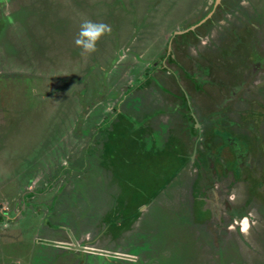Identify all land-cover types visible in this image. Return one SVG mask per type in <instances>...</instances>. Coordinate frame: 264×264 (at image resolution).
<instances>
[{"label": "rangeland", "instance_id": "obj_1", "mask_svg": "<svg viewBox=\"0 0 264 264\" xmlns=\"http://www.w3.org/2000/svg\"><path fill=\"white\" fill-rule=\"evenodd\" d=\"M84 20L110 28L92 53L74 43ZM209 31L213 37H205ZM246 31L264 42V0H0V260H6L0 264H24L30 255L40 264L36 254L72 264L71 250L55 246L69 247L72 235L81 247L92 242L105 249L74 264H264V73L258 69L248 78L258 83L232 97L233 111L226 112L234 113L219 123L198 103L202 93L190 91L191 101L184 96L177 125L194 127L195 142L190 129L180 134L176 126L180 135L164 148L162 126L143 136L151 176L140 180L149 182L148 196L155 190V205L133 219L119 210L127 203L123 211L131 213L135 198L145 197L132 183L148 167L118 166L128 160L119 157L121 120L139 128L137 118L146 113L133 116L137 87L178 80L168 65L188 66L186 49H200L199 61L216 66L230 37L245 41ZM200 38L210 41L195 47ZM249 50L242 45V57L225 62L251 71L253 58L243 57ZM169 57L175 62L167 63ZM125 105L129 112L119 114ZM237 144L250 167L242 152L236 157ZM209 151L225 155L229 165L218 163L210 173L203 161ZM163 155L174 162L158 174ZM125 178L131 180L122 187ZM125 193L133 201L119 202ZM56 252L60 261L52 260Z\"/></svg>", "mask_w": 264, "mask_h": 264}, {"label": "crops", "instance_id": "obj_2", "mask_svg": "<svg viewBox=\"0 0 264 264\" xmlns=\"http://www.w3.org/2000/svg\"><path fill=\"white\" fill-rule=\"evenodd\" d=\"M192 56L196 57L194 53L192 54ZM225 58L222 61L219 59L220 60V61H218L219 64H222V62L225 61ZM173 62H175V61L173 60ZM171 68L173 70L172 72L173 73L175 72L174 74L178 76V77L176 76V78H178V79H179L180 75L184 74V72L181 71L180 68H176V65L175 66H172ZM257 69H259V68H257ZM246 72H247V70L245 69L240 74H243L244 75ZM255 72H256V70H255ZM165 73H166V71H165ZM259 73H261V72L259 71ZM146 84L149 86V87L147 86L148 89H146L144 87H137V88H139L138 90H140V89L141 90L138 93L134 94L135 97H133V99L132 98L130 99V100H132L133 106H134L132 108V110H133V116H135V113L137 112V110H142V111L144 110L146 112L143 115H139V117L137 118L138 119L137 121L138 122H141L142 124L138 126L139 128H137L132 123H131V125H128V124H130V122H127V121H124V120L122 121L121 120V124H123V125L122 126H119V139H120L119 140V145H122V147H119V149H120L119 150L120 151L119 152V157H121V153H122V156L125 157L128 160L127 161L124 160L123 162L119 163L118 166L120 168H122L124 170H128V171L129 170H132L133 171V170L136 169V167H138V169L139 168H142L141 165H145L144 167H148L146 169H141L140 172H139V174H137V178H136V179H138V182L133 181V183H132V185H135L136 186L135 192H138V193H140L141 195H143L145 197L143 199H141V200H139L138 198H135L134 197L135 200H137L138 202L133 203V209H132V212L131 213H126L125 214V211H123V208L124 209L126 208L127 203H125V206L124 207L119 206V210H122L121 211V215H123V216H130V217H132V219L133 218H140V217L143 216V215L141 216V214H144L147 211H152V209H150V208H151L152 204L155 205L154 200L156 198L155 190L153 191V193H152L151 196H148L147 193H145V192L148 191V188L146 189L145 187L146 186L148 187L149 182H148V184H146V183H144V182H142L140 180V178L146 177L148 179V181H149L150 180V176H151V171H150L151 168H150L149 162L147 160L146 161L142 160L144 158V152L146 153V148L150 144V143H146V144L144 143L143 136L144 135H147L148 137H150L151 135L156 134L155 131L159 127L162 126V129H163L162 140L164 139L163 140V144H162L163 148H164V146L167 147L169 145L168 142H170V140H172V138L174 136H179L180 134H182V132H185L186 133L187 132V128L191 130V133L192 134L190 135V138H191V140L193 142H195V139L198 138V136H200L199 133H197V132L194 133L192 131L193 129H191V127H189V126L186 129H182V127H181V124L182 123L179 126L177 125L181 121L179 119L180 118V115H182V114L185 113L184 110L180 111V107H182L183 105H181L180 101L177 102V103H172L173 102V100H172L173 96L170 99L165 94L168 85H170V89H171L172 92L177 93V96L178 97H180V95H179L180 92L186 94V91L185 90L188 91L189 90L188 88L183 89L180 86L179 83L178 84L177 83L175 84V82H172V81L170 83H168V85L166 86L165 81L162 80V79L160 81H158V86H155V84H153L152 82H146ZM135 89H136V87H135ZM142 89H144L146 91H142ZM227 89L224 90V91L227 92L229 90V89L228 90ZM178 92H179V94H178ZM175 99H178L179 100V98H177V97H175ZM119 101H122V100L120 99ZM138 101L141 102L140 105H137V102ZM173 104H174V107L172 109V115L173 116L168 117L167 114L170 111L167 110V109H169L170 107H172ZM169 105H171V106H169ZM126 107H129V106H127V105L123 106L122 107L123 111H121V109H119V114L122 113V112H127V111L129 112L130 109L129 108H126ZM176 108H177L178 111H175ZM191 115H193V116H190V117L195 118V121H196L197 120L196 119V117H197L196 115L197 114H193L192 113ZM174 118L177 120V122L175 123V121H174V124H172L169 121V119H172L173 120ZM174 127L176 128V130L181 129L180 131H178V132H180V134L178 132H175L174 133ZM216 129L217 128L215 127V131H216ZM174 138H176V137H174ZM176 141H178V139ZM186 141L187 140H184V138H183L184 145L182 146V149H183V147H185L186 143H188ZM123 148H126V149L122 152V149ZM193 150H194L193 151V154L194 153L196 154V152L198 150V145L197 144H194V149ZM147 151H148V149H147ZM210 152L213 153L212 151H209L208 154H210ZM236 153H238V155H240L239 152H236ZM261 153H262V151H261ZM163 154L165 155V153H163ZM164 155L160 157V160L161 161H158V163H157V165L160 166V169H158V174H160V173H163L164 174V170L167 167L166 165H167L168 161L170 163L173 161L172 158L167 160L166 157H164ZM197 155L200 156L198 153H197ZM210 155H212L211 156V159L212 160L214 159L212 161L213 164H211L212 167L209 166V170L210 171H211V169H212V171L213 170L214 171L217 170V167H215V165L217 166L218 163H221L220 165H223V166H226V167L229 165L227 163L228 161L226 162V160H225V157H226L225 155H222L221 158H217L214 153L213 154H210ZM229 155H228L229 159L232 160L233 159V156L231 155V157H230ZM207 157L205 159H203V161H204L205 164L207 163L208 159L210 158V157L209 158H207ZM119 160H121V159L119 158ZM247 160H248V157H247ZM159 162H160V164H159ZM243 162L245 164L247 163L246 158H245V161H244V158H243L242 163ZM104 164H106V163L104 162ZM247 164L249 165V163H247ZM215 172H217V171H215ZM174 177L176 179L178 178L177 175H175ZM130 180H131V178H125V179H122V181L119 180V185L122 186V187H125L126 184L129 185L128 183H125V181H130ZM164 180H165V178L163 179V181ZM170 180H171V178L169 177L168 179H166V181H164V183L165 182L169 183ZM172 182H174V181H172ZM140 183H142V185ZM166 185H168V184H166ZM166 185L164 186V189H166V187H167ZM216 188H218V186ZM212 191L213 190H211V192ZM213 192H214V194H213L214 195V198H217L216 191L214 190ZM120 193L121 194H124V191L123 190H120ZM125 194L126 195L122 198V200L119 198V202H121V201H123V202L124 201H126V202L133 201L131 199L133 197H131L129 193L128 194L125 193ZM135 194L136 193H134V196H135ZM214 200H216V199H214ZM211 203H213V201H211ZM214 204H215V202H214ZM57 227H59V226H57ZM69 237L71 238L70 234H69ZM72 237H73V238H71L72 239L71 240L72 243L69 245V247L63 246L60 242H57V244L55 245L58 248H60V247L63 248L64 247V248H67V249L71 250V252H70L72 254L71 259L72 258L74 259L73 262H72V264H74V262L77 259H81V256H83V259H84V257L86 258L87 255H89V256L92 255V253H95V251L98 252L99 254H103L102 252L105 251V249L103 247H102V249H100V248H93L92 245H94V244L92 242L91 243L87 242L86 243L87 245L84 244L81 247L80 244L76 241V239H75V237L73 235H72ZM47 244H50V243H47ZM20 253H22V252H20ZM26 256H27V253H26ZM58 256H61L62 257V255H59V252L58 253L56 252L53 255V257H52V260L54 258H56V259H58L60 261L61 258H58ZM33 258H35V259L36 258H40L41 259V263L40 264H44V263H42V260H44V261L47 262L45 264H51V263H49V258L46 257V256H44V255H42V254H36V255L33 256ZM26 259H27L28 262L26 261L24 264H35L31 260V255H30V259H29V256ZM0 262H4L5 263L6 260L2 259V260H0ZM52 263H53V261H52ZM61 263L63 264L62 260H61ZM11 264H20V263L17 262V261L16 262H12L11 261Z\"/></svg>", "mask_w": 264, "mask_h": 264}, {"label": "flooded vegetation", "instance_id": "obj_3", "mask_svg": "<svg viewBox=\"0 0 264 264\" xmlns=\"http://www.w3.org/2000/svg\"><path fill=\"white\" fill-rule=\"evenodd\" d=\"M222 7V8H221ZM224 5L220 4L219 5V11H221L223 9ZM221 13V12H220ZM203 19H200V21H202ZM206 25V24H205ZM204 27V24L203 26ZM245 27V26H244ZM188 33V31H185L184 34L186 35ZM212 31L208 33V35H206L205 37H213L212 36ZM247 35H248V39H246L245 41H243L238 35H234L231 36L229 39V43L230 44V49H225L223 52H220V57L217 58L215 57L214 61H216V66H209L208 63H201V58L202 55L198 54V51L200 50H188L186 49V53H184L183 58H188V61L190 62L188 66L182 64L180 65L178 68L181 69V71L184 72L183 78L180 76L178 80H175V84L179 83L180 86L185 89L188 88L189 90H185V93L178 92V94L180 95V97L177 96V93L172 92L171 89L166 91L165 94L168 98H179L180 103L183 102L184 104V99L187 97H189L188 99H193L192 94L189 93L190 91H194V92H200L202 93L200 96H198L197 101L198 103L202 106V107H206L208 114L210 116V118H216L218 123L220 121H222V117L226 116L228 117V115H230V113H234V112H226L228 111V109L232 110V103H234V96H236L237 93L243 91L244 89H253L254 86L258 83V81H256V79L252 80L251 83H249L248 78L251 77L252 72H254L255 74V70L257 69V67L254 65V59H258L259 60V69H258V74L259 71L262 73H264V42H260V39L254 35L249 33L248 31H246ZM206 34V33H205ZM211 34V35H210ZM234 37V38H233ZM257 37V38H256ZM203 38V37H202ZM202 38L198 39V43L195 45V47L199 46L201 47L202 44H205L206 42H209L210 39H207V41L205 42L204 40H202ZM224 38V37H223ZM219 44V43H217ZM182 45L184 47H188V48H192L191 46L193 45V43L189 44V45H185V41L184 43H182ZM242 45H249L250 46V50H249V55L243 54V57L247 58H253L251 60V65L253 69H251V71H247L244 75L240 74L242 73L248 66H234V65H230V63L228 62V64L224 61L222 62V64H219L218 61H222L224 60L225 57L232 59L233 55L236 56H240L238 55V50L241 48ZM169 46L171 47V44H169ZM168 47V48H170ZM214 47V45H213ZM194 48V46H193ZM231 49H233V51H231ZM195 54L196 57L192 56V54ZM217 55V54H216ZM242 57V56H240ZM220 59V60H219ZM250 61V60H249ZM167 63H173V60L171 57L168 58ZM180 64V63H179ZM187 64V63H186ZM168 65V64H167ZM173 65H168L169 68H171ZM172 69V68H171ZM254 70V71H253ZM257 71V70H256ZM168 73V71L166 72V74ZM175 73V72H174ZM255 77V76H254ZM165 80L167 79L168 83H170L172 80L167 76V78H164ZM229 90H228V89ZM228 90L227 92H225L224 90ZM186 95V97H184ZM197 96V94H196ZM245 96V95H244ZM247 96V95H246ZM191 101V100H190ZM194 101V100H192ZM211 104V105H210ZM217 106V107H216ZM233 111V110H232ZM172 116V115H171ZM222 116V117H221ZM175 119V118H174ZM173 119V120H174ZM196 119H198V117H196ZM189 120V119H188ZM195 120V119H194ZM199 120V119H198ZM230 120V119H229ZM187 121V119L185 120ZM216 122V120H215ZM183 124V123H182ZM179 126V125H178ZM192 134V133H191ZM190 134V135H191ZM236 152H239L241 154V150H240V146L237 144L235 145V150ZM261 151V150H259ZM246 152H242V157L240 158L241 161H246L247 160V155H245ZM210 154H213L210 152ZM208 154L209 156L207 158L208 159V163L210 164V167L212 163L211 156ZM261 155V152L259 153ZM236 157H238V153H236ZM237 158V161H240ZM243 164L245 166H249L247 163L245 164L243 162ZM227 169V168H226ZM199 173H201V175H204V171H203V167L199 166ZM211 173V171H210ZM212 182V181H209ZM214 185L217 187L218 186V181H216L214 183ZM218 205V204H217ZM221 206V205H220ZM219 205L216 206L215 210H220ZM220 207V208H219ZM216 212V211H215Z\"/></svg>", "mask_w": 264, "mask_h": 264}, {"label": "clouds", "instance_id": "obj_4", "mask_svg": "<svg viewBox=\"0 0 264 264\" xmlns=\"http://www.w3.org/2000/svg\"><path fill=\"white\" fill-rule=\"evenodd\" d=\"M109 31V26L104 23L84 20L80 24V30L74 43L82 53H92L96 50L97 41Z\"/></svg>", "mask_w": 264, "mask_h": 264}, {"label": "trees", "instance_id": "obj_5", "mask_svg": "<svg viewBox=\"0 0 264 264\" xmlns=\"http://www.w3.org/2000/svg\"><path fill=\"white\" fill-rule=\"evenodd\" d=\"M192 129L195 130L194 127H192ZM193 132H195V131H193ZM1 219H3L2 214L0 215V220Z\"/></svg>", "mask_w": 264, "mask_h": 264}, {"label": "water", "instance_id": "obj_6", "mask_svg": "<svg viewBox=\"0 0 264 264\" xmlns=\"http://www.w3.org/2000/svg\"><path fill=\"white\" fill-rule=\"evenodd\" d=\"M218 0H215V3H217ZM1 206V205H0Z\"/></svg>", "mask_w": 264, "mask_h": 264}]
</instances>
